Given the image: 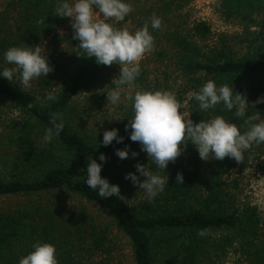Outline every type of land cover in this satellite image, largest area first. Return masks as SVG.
<instances>
[{
    "label": "trees",
    "instance_id": "1",
    "mask_svg": "<svg viewBox=\"0 0 264 264\" xmlns=\"http://www.w3.org/2000/svg\"><path fill=\"white\" fill-rule=\"evenodd\" d=\"M137 1L130 0V3ZM194 1L167 0L162 11H179ZM56 3L57 0H17L15 27L4 30L0 24V57L12 46L40 47L56 33L66 20L55 15ZM220 10L226 22L235 21L242 27L243 53L234 52L226 37L213 46H204L202 43L212 35L204 22L197 23L188 35L177 32L165 38L173 50L172 67L183 80L182 93L189 98L190 118L199 123L223 116L244 131L248 116L256 117L253 122L264 119V103L250 104L246 116L237 118L234 110L227 111L223 104L200 111L198 102L189 96L209 79L217 85L227 84L245 95L249 103L264 96V0H222ZM54 39L55 53L48 56L54 71L47 76L62 82L55 92L56 101H46L47 93L37 95L13 81L0 79V99L24 116L12 141L20 149L23 164L31 170L28 176L19 178L0 176V198L70 191L96 206L120 229L131 243L136 264H221L234 249L246 264H264V227L260 213L256 207L238 204L233 195L238 182H228L229 177L252 167L264 176V144L253 145L244 152L243 161L237 163L228 157L214 160L212 156L204 161L189 142L182 154L169 163L166 173L149 163L151 169L168 175L169 186L164 192L152 203L140 201L131 205L124 194L138 192L139 188L124 177L128 172H135V164L119 165L115 151L125 146H130V153L141 150L138 142L129 139L130 130L125 131L132 109L108 129L118 128L119 135L125 137L123 143L113 141L105 147L99 144L103 135L92 137L78 130L72 103L96 86L111 66L98 65L94 57L78 55L82 50L73 34L54 36ZM40 82L47 86L46 79ZM141 82L145 83L143 90L162 89L144 77ZM56 117L63 119L64 129L58 138L44 144L45 130ZM100 153L107 156L101 175L120 186V194L107 199L85 184L88 160L100 162ZM177 173L183 174V184L176 183ZM58 213L32 204L14 212H1L0 264H18L37 241L56 246L59 264H105L96 262L95 255L108 252L112 244L111 228L93 225L91 229L80 228L75 233L77 226L68 227L70 220H61ZM200 230L205 235H198ZM75 235L78 243L73 242Z\"/></svg>",
    "mask_w": 264,
    "mask_h": 264
},
{
    "label": "clouds",
    "instance_id": "2",
    "mask_svg": "<svg viewBox=\"0 0 264 264\" xmlns=\"http://www.w3.org/2000/svg\"><path fill=\"white\" fill-rule=\"evenodd\" d=\"M132 11L130 0H57L55 7L56 16L70 18L73 39L80 42L78 48L82 50L77 52L78 55L94 57L98 65L111 66L116 63L121 66L120 75L114 79L116 87L106 92L107 101L112 105L119 104L122 99L130 103L132 116L127 118L125 131L130 130L129 139L140 144L149 162L166 173L169 163L174 162L190 142L204 161L212 156L214 160L228 157L239 163L243 161L245 151L253 145L264 144V119L253 122L256 117L248 116L245 120L248 127L244 131L223 116L195 123L170 91L137 90L125 93V88L132 86L140 74L139 61L154 50V37L149 29H160L162 23L155 14L150 22H145L134 31L126 27L118 28L115 23L109 22L124 21ZM3 61L10 67L0 66V79L9 82L18 80L28 89L34 80L47 77L54 71L45 49L42 50L39 45L12 46L5 50ZM189 96L198 102L200 111H208L223 104L227 111L234 110L237 118L246 116L250 104L264 103V96L249 103L245 95L237 93L227 84L217 85L211 79L198 91L190 92ZM44 99L56 101L57 95L48 92ZM50 123L52 126L45 130L42 137L44 144L58 138L64 129L61 117L54 118ZM124 139L119 135L118 128H112L103 132L99 144L107 147L113 141L123 143ZM129 147L116 149L115 155L121 160L128 159L130 155L132 158L137 157L139 153H130ZM98 159L100 162L93 158L88 160L85 184L104 199L119 195L120 186L110 183L108 178L101 175L107 156L100 153ZM148 165L137 162L135 172H128L124 178L144 193L147 203H152L169 186V177ZM183 180V174L177 173L176 183L183 184ZM197 234L203 236L205 232L200 230ZM18 264H59L57 248L52 243L37 241L33 243L32 250L19 259Z\"/></svg>",
    "mask_w": 264,
    "mask_h": 264
},
{
    "label": "rangeland",
    "instance_id": "3",
    "mask_svg": "<svg viewBox=\"0 0 264 264\" xmlns=\"http://www.w3.org/2000/svg\"><path fill=\"white\" fill-rule=\"evenodd\" d=\"M166 1L139 0L132 3L133 11L124 21L109 22L115 23L118 28L126 27L134 31L141 28L145 22H150L153 14L161 19V30L153 31L151 28L149 29L154 37V50L139 61L140 74L132 86L125 88V93L143 90L145 83L141 82V78L144 77L152 85L157 83L161 85V90L174 93L178 102L189 112V98L182 93L184 89L183 80L180 74L172 67L170 59L173 57V50L166 42L165 36L177 32L188 35L197 23L204 22L208 24L212 32V35L202 43L204 46H213L226 37L230 48L234 52L241 54L245 48L242 43V40H244L243 29L238 22H226L222 18L220 10L222 0H196L184 9L171 13L162 11ZM16 2L17 0H0V24L4 30L15 27V20L17 19ZM158 13L160 15H157ZM71 34H73V29L70 18L66 17V20L56 33L46 38L40 47L42 50L45 49L47 56H52L55 53L54 36L63 37ZM2 56L3 54L0 57V66L10 67L3 61ZM120 68V65L112 64L106 76L96 86L76 98L72 103L71 109L76 127L83 134L92 137L103 135L105 130L118 123L119 119H122L130 109V103L123 99L117 105L109 104L107 101L106 92L116 87L114 79L120 75ZM41 79L48 81L46 87L40 82ZM13 82L17 83L22 89L37 95L48 92L55 93L62 84L60 79L49 76H42L34 80L30 89L24 88L18 80ZM166 84H168V89L165 88ZM23 119L24 116L19 110L0 99V176L5 179L28 176L31 171L23 164L20 149L12 141L15 129ZM137 152L139 155L135 158H132L131 155L124 160L116 157V161L119 165L127 164L128 162H133L131 164L139 162L147 166L150 163L147 154L141 150ZM228 182H238V189L233 191L237 203L256 207L264 227V176L252 167L229 177ZM124 198L131 205L146 201L144 193L140 190L138 192L127 191L124 194ZM28 204L35 205L36 208L42 207L43 209L51 208L56 210L59 212L58 215L61 220H70L67 224L68 227L77 226L75 233L80 228L82 231L91 229L93 225L110 227L112 244L109 246L108 252L95 255V261H102L105 264H136L131 243L120 229L96 206L77 198L70 191L61 190L50 194L28 197H2L0 198V213L14 212ZM77 237V235L74 236L73 242L78 243ZM221 264L246 263L234 249L230 251L226 260Z\"/></svg>",
    "mask_w": 264,
    "mask_h": 264
}]
</instances>
